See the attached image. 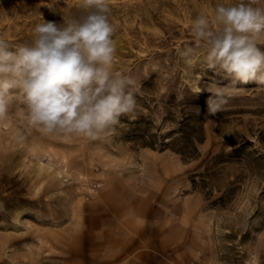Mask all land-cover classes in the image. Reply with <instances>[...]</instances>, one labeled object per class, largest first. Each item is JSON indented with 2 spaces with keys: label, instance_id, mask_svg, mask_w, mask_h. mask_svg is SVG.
<instances>
[{
  "label": "rangeland",
  "instance_id": "obj_1",
  "mask_svg": "<svg viewBox=\"0 0 264 264\" xmlns=\"http://www.w3.org/2000/svg\"><path fill=\"white\" fill-rule=\"evenodd\" d=\"M235 2L108 0L114 71L137 81V108L103 139L46 134L9 106L0 264H264V85H235L209 114L195 89L231 80L177 51L194 46L198 14ZM82 5L0 0V38L29 43L37 23L78 19Z\"/></svg>",
  "mask_w": 264,
  "mask_h": 264
},
{
  "label": "clouds",
  "instance_id": "obj_2",
  "mask_svg": "<svg viewBox=\"0 0 264 264\" xmlns=\"http://www.w3.org/2000/svg\"><path fill=\"white\" fill-rule=\"evenodd\" d=\"M259 0L216 4L211 18L201 12L191 24L194 46L178 49L188 66L201 62L223 73L233 87L210 83L195 92L210 93L214 115L239 89L238 84L264 85V7ZM84 14L57 24L37 23L29 43L12 45L0 38V120L19 100L28 123L46 134L105 138L122 116L137 108V81L114 71L115 27L108 0H83ZM204 52L201 56L200 49Z\"/></svg>",
  "mask_w": 264,
  "mask_h": 264
}]
</instances>
